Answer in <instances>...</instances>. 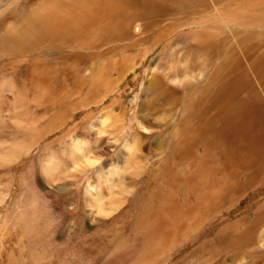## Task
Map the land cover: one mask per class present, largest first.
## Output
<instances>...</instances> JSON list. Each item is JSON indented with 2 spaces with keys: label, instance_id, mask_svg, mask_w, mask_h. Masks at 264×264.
Wrapping results in <instances>:
<instances>
[{
  "label": "rangeland",
  "instance_id": "1",
  "mask_svg": "<svg viewBox=\"0 0 264 264\" xmlns=\"http://www.w3.org/2000/svg\"><path fill=\"white\" fill-rule=\"evenodd\" d=\"M61 1L0 0V150L7 151L15 143L30 146L15 161L0 165V264H264L263 164H236L218 154L210 156L213 166L218 163L216 172L204 179L206 188L196 177L200 185L192 190L185 168L169 149L163 145L161 151L147 150L159 148L160 141L169 142L168 132L177 128V111L169 113L168 122H155L158 109L165 105L153 99L149 102L157 113L147 119V135L139 129L141 145L134 154L142 171L124 172L120 149L139 132L141 105L149 98L142 92L150 66L159 64L163 45L174 35L151 48L154 36L126 21L117 30L111 24L107 25L111 31L95 27L90 37L66 34L53 40L48 36V43L25 47L42 35L43 20L66 9ZM163 24L181 33L200 29L199 23L189 24L188 19ZM85 39L91 48L81 46ZM257 47L252 60L264 58V45ZM122 60L126 65L134 62L133 68H122ZM243 63L237 67L240 77ZM202 76H209L207 70ZM101 83L110 89L106 92ZM42 88L52 94L42 95ZM56 115L64 120L56 123ZM72 138L79 142L81 153L97 162L84 173L67 175L73 169ZM161 161L174 173V181L160 176ZM39 162L54 171L52 184L38 173ZM94 174H99V183H108L112 197L121 199L107 218L90 215L86 206ZM31 199L35 211L44 213L23 218ZM104 199L105 208L113 207Z\"/></svg>",
  "mask_w": 264,
  "mask_h": 264
},
{
  "label": "bare ground",
  "instance_id": "2",
  "mask_svg": "<svg viewBox=\"0 0 264 264\" xmlns=\"http://www.w3.org/2000/svg\"><path fill=\"white\" fill-rule=\"evenodd\" d=\"M66 1H61V7L66 8L61 10L63 14L43 20L44 29L41 27L42 30L39 31L42 35H38L25 47L33 49L40 43L47 42L48 36L56 40V36L64 37L66 34L81 36L84 33L83 37H88L91 32L96 33L95 27L98 29V26L111 31L113 29L107 26L111 24L117 30L126 21L133 22L134 26L137 24L136 28H143L154 36L155 41L151 48H154L161 40L174 35V39L166 42L158 55L159 64L163 63L165 68H161L158 62H155L154 67L150 66L149 79L142 92L144 97L149 95V98L144 99L141 105L142 118L138 121L137 129L145 130L149 115L157 113L153 112V106L149 102L153 99L156 101L158 99L162 105H165V108L160 106L158 109L159 117L155 120L156 123H161L163 120L168 122L171 118L170 114L178 112V115H175L177 117L176 132L172 130L168 132V135H171L169 136L170 141L166 143L160 141L159 148L150 147L147 150L152 153L162 148L163 145L169 149L178 162L181 161L179 166L185 168L183 173L188 176V184L192 190L200 184L206 188L204 179L208 174L216 172L218 163L213 166V159L210 156L214 157L218 154L224 160L234 161L236 164L246 161L250 164L255 162L264 165V58L251 59L255 48L264 45V0ZM181 19H188L189 24L199 23L200 29L194 33H181L182 30H173L169 28V25L163 24L165 21ZM203 23L205 25L202 26ZM207 24L210 27H207ZM221 28L226 33L219 31ZM165 31L167 33H164ZM101 39L98 38L97 41H102ZM81 46L91 48L87 39L82 41ZM151 50L145 52L143 56ZM262 55L264 57V52ZM242 61H244L242 65L245 66V70L244 75L240 77L237 67ZM124 62L125 60L121 62L122 68L126 66L128 69L133 68L134 62H128V65ZM187 68H193V70L189 71ZM205 70L209 74L208 77L202 76ZM92 77L93 83L95 78ZM201 80L203 82L199 83ZM168 86L175 88L171 89ZM101 87L106 92L110 89L106 83H103ZM42 90V95L52 94L48 89L42 88ZM171 92H173L172 96ZM166 97L168 102L165 101ZM85 99L86 96L81 98L79 104H83ZM171 99H175V102L172 103ZM68 110L71 109L68 108ZM56 116H53V119L57 118L56 123L59 122V118L64 120L62 116ZM149 122L151 124V121ZM102 123L106 124L107 121L103 119ZM152 127L154 125H149L148 128ZM28 128L24 129L28 130ZM140 130L130 139H126L120 149L122 158H125L124 172L133 175L142 171L138 170L137 160L134 157L141 145ZM147 134L148 130H145L143 136ZM71 140H74L72 142L74 154L71 159L73 169L68 170L66 174L84 173L92 169L97 161L95 162L90 154H83L79 151V142L75 138ZM112 140L116 142L119 139L113 138ZM29 149L28 145L15 143L7 151L0 150V165L10 164ZM163 164L164 161H161L160 176L166 181H174V173ZM38 166L40 169L38 173L43 176L45 182L52 184L55 177L54 171L44 162H39ZM197 170L201 171L197 173L195 172ZM196 177L201 178L200 184L194 181ZM99 178V174H94L91 178L92 187L90 191L87 190L86 206L89 208L90 215L94 213L97 217L107 218L114 212L117 205L119 206L121 199L118 201V198L112 197L107 192L108 183H99ZM120 187L127 192L122 185ZM103 190L106 191L108 197L103 196ZM211 191H213L212 188ZM201 197L202 195H199L197 200ZM104 198H107L109 205L114 204L113 207L105 208ZM31 200V204L26 205L27 207L21 213L23 218L31 213H34V216H37L38 212L39 214L44 213V210L35 211L34 201ZM116 201L118 203L115 206ZM19 225L22 226L21 222Z\"/></svg>",
  "mask_w": 264,
  "mask_h": 264
}]
</instances>
